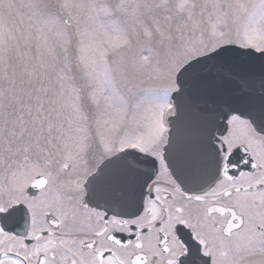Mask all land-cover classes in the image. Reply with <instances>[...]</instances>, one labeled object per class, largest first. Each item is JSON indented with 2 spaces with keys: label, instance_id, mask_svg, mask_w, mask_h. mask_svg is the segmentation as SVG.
I'll return each instance as SVG.
<instances>
[{
  "label": "flooded vegetation",
  "instance_id": "obj_1",
  "mask_svg": "<svg viewBox=\"0 0 264 264\" xmlns=\"http://www.w3.org/2000/svg\"><path fill=\"white\" fill-rule=\"evenodd\" d=\"M224 126L213 140L219 178L196 192L166 167L167 129L150 154L100 142L94 127L31 156L2 154L0 264H264V118L255 127L231 115ZM127 149L155 159L151 179L124 165L93 179Z\"/></svg>",
  "mask_w": 264,
  "mask_h": 264
},
{
  "label": "rangeland",
  "instance_id": "obj_2",
  "mask_svg": "<svg viewBox=\"0 0 264 264\" xmlns=\"http://www.w3.org/2000/svg\"><path fill=\"white\" fill-rule=\"evenodd\" d=\"M223 45L264 49V0H0V157L87 127L157 151L177 71Z\"/></svg>",
  "mask_w": 264,
  "mask_h": 264
},
{
  "label": "water",
  "instance_id": "obj_3",
  "mask_svg": "<svg viewBox=\"0 0 264 264\" xmlns=\"http://www.w3.org/2000/svg\"><path fill=\"white\" fill-rule=\"evenodd\" d=\"M176 84L172 99L177 116L171 121L164 159L181 186L204 189L219 176L213 134L230 114L254 123L264 111V52L220 47L181 68ZM125 158L135 155L123 153L111 160Z\"/></svg>",
  "mask_w": 264,
  "mask_h": 264
}]
</instances>
